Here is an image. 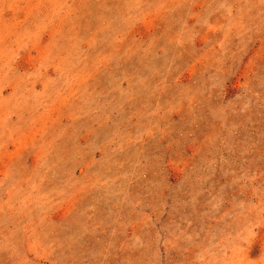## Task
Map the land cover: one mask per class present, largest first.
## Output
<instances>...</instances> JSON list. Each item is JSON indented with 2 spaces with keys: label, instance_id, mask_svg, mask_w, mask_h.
I'll use <instances>...</instances> for the list:
<instances>
[{
  "label": "rangeland",
  "instance_id": "1",
  "mask_svg": "<svg viewBox=\"0 0 264 264\" xmlns=\"http://www.w3.org/2000/svg\"><path fill=\"white\" fill-rule=\"evenodd\" d=\"M0 264H264V0H0Z\"/></svg>",
  "mask_w": 264,
  "mask_h": 264
}]
</instances>
